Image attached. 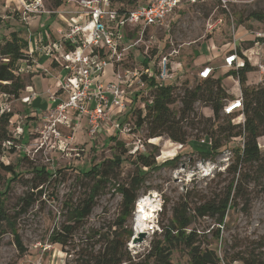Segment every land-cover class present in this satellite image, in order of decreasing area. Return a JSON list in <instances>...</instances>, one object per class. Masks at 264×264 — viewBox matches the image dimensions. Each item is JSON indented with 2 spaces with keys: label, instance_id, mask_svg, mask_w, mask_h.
I'll use <instances>...</instances> for the list:
<instances>
[{
  "label": "rangeland",
  "instance_id": "1",
  "mask_svg": "<svg viewBox=\"0 0 264 264\" xmlns=\"http://www.w3.org/2000/svg\"><path fill=\"white\" fill-rule=\"evenodd\" d=\"M24 1L26 4L41 2L44 8L52 10L58 0ZM18 5L17 0H0V43L16 29H20L17 33L23 30L24 35L27 34L22 12H14ZM60 6L63 11L73 8L68 0H61ZM253 13L264 16V0L187 1L169 14L162 25L146 27L140 43L128 52L123 51L124 60L116 66H120L117 68L121 71L138 67L145 56L143 65L150 68L147 61L151 58L154 61L151 71L156 74L158 57L176 49L178 54L169 58H177L184 63L183 73L176 80V85L181 87L177 92L182 93V87L191 88L198 82L196 71L200 65L193 67L191 62L197 58L198 50L209 38L219 48L236 38L237 29L247 30L250 35L256 30H264V21H258L252 16ZM207 24H214V27L209 30ZM129 37L132 42L137 38L135 33ZM245 43L246 40L236 41V45L241 44L242 49L251 44ZM237 53L244 57L240 50ZM203 55L200 52L199 56ZM248 61L254 66L253 71L246 73L251 77L250 82H255L250 85H257L264 80V70L260 71L258 67L259 63L264 65V59ZM148 75L146 79L150 80L152 76ZM218 75L226 81L223 70ZM147 80L144 81L146 86L133 82V89L139 93L136 96L139 100H134L135 104H140L147 97L150 90ZM21 96L22 91L18 98L0 93V111L12 113L9 130L16 139L14 152H10L7 145L1 160L14 165L20 174L17 179H9V173L0 171V196L5 191L4 210L13 222L12 227L5 221L1 224L0 264H33L36 260H40L41 264H94L98 250L106 245L105 237L122 241L117 242L124 253L125 260L121 264L140 262L150 250L151 243L160 238V225L171 218L170 207L174 203L184 201L185 196H188L190 203H197L201 197L210 198L224 192L231 182L234 204L226 210L222 224L219 225L214 217L205 216L197 218L190 227L198 230L201 240L210 242L209 247L221 258L217 264H264V169L261 166L264 164V135L257 138L262 164H258L260 161L241 164L234 172L236 148L242 143L240 138H231L224 142L217 153L204 155L200 151L207 149L209 140L202 134L199 138L191 135L185 144L174 142L165 135L148 138L146 128L137 127L135 116L126 113V119L122 121H128V132L117 131L115 135L116 140L123 143L122 147L115 144L106 131L90 137L85 123L69 129L56 126L60 132L59 141L49 129L48 111L46 117L45 114L29 116L28 108L21 110ZM179 105L176 101L171 107L176 109ZM195 107L204 116L213 117L209 107L199 102ZM228 119L232 124L242 123L237 113L228 117L220 112L215 125H226ZM102 127H107L104 122ZM18 128L21 132L17 134ZM123 149L125 153L119 165L108 162ZM141 152L152 153L156 165L177 159L172 164L142 168L144 182L137 192L131 214L121 224L118 218L122 196L116 187L129 185L136 168L141 167L140 164L136 166L134 160ZM92 164L101 165L103 169L109 166L108 181L99 184L91 213L82 223H74L69 217V205L81 204L86 197L94 179L84 172ZM198 164L204 168L201 169ZM41 166L51 174L47 183L39 187H42V191L36 192L31 186L32 168ZM26 192H31L35 201L25 212L17 214L22 205L20 197ZM138 203L141 204V211H147L151 205L153 210L149 219L144 221L147 235L141 241L134 242V238H139L134 227ZM66 225H72L69 232L65 230ZM216 228L219 229L218 237L214 233ZM129 229L131 235L128 238ZM58 233L64 236V242L52 243L51 236ZM15 234L20 239L22 250L15 243ZM188 259L187 252L180 247L172 250L170 255L172 264H188Z\"/></svg>",
  "mask_w": 264,
  "mask_h": 264
},
{
  "label": "trees",
  "instance_id": "2",
  "mask_svg": "<svg viewBox=\"0 0 264 264\" xmlns=\"http://www.w3.org/2000/svg\"><path fill=\"white\" fill-rule=\"evenodd\" d=\"M117 2L119 6L134 7L138 2L146 0H111ZM61 5V0L56 1L54 7ZM258 21L263 22V15L252 14ZM26 45L18 35L17 31H11L9 37L5 38L0 43V93H3L13 98H18L21 91L25 88L24 79L15 73V62L18 60L28 59L27 55L22 51ZM248 47H245L246 49ZM238 51V50H237ZM146 60H142L144 63ZM146 64V63H145ZM254 67L243 57V65L226 72L224 75H232L238 80L243 116L242 123L232 124L229 119L227 124L215 125V122L220 117L222 107L226 100H229L230 95L221 86L220 77L213 75L205 79H197L198 82L194 87H182V93L177 92L181 89L176 84L167 81L162 84H157L153 77L150 80L146 79V75L142 76L144 81L147 80L150 87L147 97L144 98V108L140 109L137 105L129 107L126 113L134 115L135 124L137 127L144 126L146 128L147 137H157L165 135L170 140L185 144L191 135L199 138L202 134L209 140V145L204 152V155H211L218 152L225 141L231 138H240L242 143L236 148L235 164L233 170L236 172L241 164L256 163L261 158V152L257 144V138L264 135V80L257 85H249L246 83L247 71L253 70ZM148 99L151 103L147 104ZM135 100V99H134ZM176 101L179 102V107L173 109L171 107ZM201 103L203 106L209 107L212 110L213 117L204 116L196 110L195 104ZM235 114V113H234ZM226 115V116H231ZM12 117L10 111H0V171L9 173V179L19 178V172L15 170V166L10 163H5L1 160L2 154L7 147L10 152H14L15 137L12 136L9 130V123ZM126 118L124 117L123 120ZM186 128L194 133H189ZM109 138L115 140V144L123 146V143L116 140V136L112 135ZM125 149L115 155L112 161H108L112 165H119L122 162V156ZM203 155V154H202ZM24 158V157H22ZM177 159L167 160L162 164H172ZM136 166V174L133 176L129 185H118L116 190L122 196V209L118 218L122 224L124 220L131 214L133 205L137 197V192L144 182L142 177V168H156V161L152 153H138L134 157ZM258 164H262L261 161ZM264 169V164L261 165ZM107 165L105 169L100 165L92 164L88 171L84 174L94 179L93 184L89 188L86 197L81 204L76 206L69 205V217L74 223H82L94 206L95 196L101 182H107L109 174L107 173ZM33 177L31 180L32 189L41 192L42 187L49 180L50 172L44 167H33ZM233 182L228 185V188L222 193H218L210 198L201 197L196 202L190 203L188 196L183 198L184 201H178L170 207L171 218L166 223H161L160 238H157L151 243L150 250L145 255L144 259L137 263L131 264H172L170 255L172 250L178 247L185 250L188 254V264H217L221 258L216 252L209 247L210 242L200 239V233L196 228L190 225L197 219L205 216L214 217L219 225L222 224L226 210L231 208L232 203ZM5 192V191H4ZM4 192L0 196V237L3 231L1 230L2 221H5L10 227L13 222L10 216L4 210ZM22 205L17 214L25 212L35 201L31 192H26L20 197ZM72 225H66L65 230L69 232ZM215 237L219 236V229L214 230ZM131 235V230L127 231V237ZM15 243L22 250V244L17 234L14 235ZM64 236L61 234L52 235L50 241L52 243L64 242ZM122 242L120 239H118ZM116 238L105 237L106 245L98 250L94 258V264H121L124 259V253L121 249V244H118ZM1 241V239H0ZM127 255L129 254L126 252ZM128 259H130L128 255ZM264 260V259H263ZM254 264V263H251Z\"/></svg>",
  "mask_w": 264,
  "mask_h": 264
},
{
  "label": "built area",
  "instance_id": "3",
  "mask_svg": "<svg viewBox=\"0 0 264 264\" xmlns=\"http://www.w3.org/2000/svg\"><path fill=\"white\" fill-rule=\"evenodd\" d=\"M73 8L63 11L61 6L52 10L44 8L41 2L26 4L24 0H18L22 7V18L30 14H56L62 19L63 25L57 27L60 34L59 41L46 37V44L39 39L36 48L42 47L44 54L60 67L57 90L50 93L48 100L53 106L46 110L49 117V129L55 139L61 141L60 132L56 126H69L72 116L85 117L87 134L93 137L102 127V123L109 118L113 109L126 115L130 105H137L143 109L145 101L135 104L139 97L130 99L127 97V87L133 82L144 85L143 75H151L157 84L165 83L173 77V61L169 56L178 54L176 49L161 55L156 60V74L151 71L152 65H139L138 67L121 71L116 66L124 60L122 52L135 47L140 43L141 36L146 27L162 25L165 18L175 9L187 1L193 3L196 0H146L138 2L134 7L119 6L111 0H68ZM18 9V10H19ZM209 30L214 24H207ZM135 33L137 38L130 41L129 35ZM253 46L257 48L254 54L264 57V30L253 32ZM246 51V49H245ZM32 52V51H31ZM30 52V53H31ZM30 60V59H28ZM224 65L235 69L243 65V59L233 50L223 58ZM31 61L27 63L29 67ZM112 67V79L104 81L107 67ZM260 71L264 65L258 64ZM21 69L16 68L15 73ZM213 69L204 65L197 72L199 79H205L212 75ZM148 75V76H149ZM138 90V89H136ZM135 91V90H134ZM139 92V91H138ZM136 93V91H135ZM139 96V93H136ZM31 96L22 97L23 102H28ZM135 101V102H136ZM130 103V105H129ZM151 103L148 99L147 104ZM241 96L226 100L222 107V113L230 115L240 113L242 110ZM45 113V117L48 115ZM124 117V116H123ZM120 119V118H119ZM124 119V118H123ZM123 119L111 123V129L118 132H128V121ZM17 134L21 129H17ZM6 145L9 142L5 143ZM137 149V148H136ZM135 149V150H136ZM202 164V163H200ZM198 164L200 167L201 165ZM206 163L205 165H207ZM201 169L204 166L200 167ZM33 264H41L36 260Z\"/></svg>",
  "mask_w": 264,
  "mask_h": 264
},
{
  "label": "crops",
  "instance_id": "4",
  "mask_svg": "<svg viewBox=\"0 0 264 264\" xmlns=\"http://www.w3.org/2000/svg\"><path fill=\"white\" fill-rule=\"evenodd\" d=\"M19 6L20 4L18 5V8L14 9V12L22 11L21 9H19ZM49 15L50 14L28 15L25 18L27 34L25 33L24 35L23 30L20 33H17V35L24 42H26V45L22 48V51L27 55V58L30 59L18 60L17 62H15L14 69V71H16V68L21 69L20 73L18 74L25 81V88L22 90L23 96H21V99L25 96H31L28 102H23L20 99L21 110L24 111V109L28 108L26 110H29V116H43L46 113V110L53 106V103L48 100V96L50 93H53L57 90L58 79L61 73L60 67L51 59V57H48L46 54H44V50H42V47L36 48L39 39L42 40V44H46L47 40L45 36L48 37L49 35L51 40L55 42L59 41L60 39V34L57 32V27H59L60 24L61 26L63 25L62 19L57 16L52 17L53 15ZM19 30L20 29H16V31ZM240 32L241 34L238 37L237 34H239ZM235 37L236 38L232 42H228L227 44H224L219 48H217V46L213 43V40L209 38L206 44L202 46L200 50H198L199 53L197 54V58L193 60L191 64H193V67H197L198 65H200L199 69H201V67L204 65H209L213 69V77H220L218 75L219 71L223 70V74H225L226 72L235 69L234 67L225 66L223 62L224 56L227 53L232 52L233 50H235L236 53L237 50H240L241 52H243L244 57L246 56L245 58L247 60L255 59V62H258V57L254 54V52L257 50V48L253 46L254 36L250 35V33H247V30L240 31V29H237ZM237 39L246 40L247 43L245 44H249L251 42L250 46H247L248 48H246V51L245 49H242V43L240 45H236V41H238ZM200 52H203L204 55L199 56ZM262 52V55L264 56V50ZM262 58L264 59V57ZM176 59L172 60L174 71L173 77L168 80L174 84H177L176 80L184 70V63ZM142 60H145V56H143ZM30 61L31 65L28 67L27 63H29ZM147 62L148 65L154 64V61H152L151 58ZM142 64L143 63H141L140 65ZM250 64L253 66V63ZM198 70L196 71V75ZM111 71L112 67L108 66L106 74L103 76L104 81L112 79ZM250 79L251 77L247 76L246 74V83L249 85L255 83L250 82ZM146 85L144 83L143 86ZM221 86L230 95V99L241 95L238 80L232 75L226 76V81L221 80ZM126 96H130V99H134L137 96L132 86L127 89ZM123 116L125 117V115L121 114L116 108L113 109L109 114V118L104 122V125H106L107 127H101L98 133H100L101 131H106L108 137L116 135L117 132L111 129V123L116 120L123 119ZM84 123L86 124L84 116L78 117L74 115L72 116L69 126L66 127L69 129L73 125H82Z\"/></svg>",
  "mask_w": 264,
  "mask_h": 264
},
{
  "label": "bare ground",
  "instance_id": "5",
  "mask_svg": "<svg viewBox=\"0 0 264 264\" xmlns=\"http://www.w3.org/2000/svg\"><path fill=\"white\" fill-rule=\"evenodd\" d=\"M140 205L138 203V210L136 211L137 215L135 217V231L137 233L141 232V231H145V226H144V221H146L147 219H149V217L151 216V211L153 210L152 205L149 207V209L147 211H141L140 210Z\"/></svg>",
  "mask_w": 264,
  "mask_h": 264
},
{
  "label": "water",
  "instance_id": "6",
  "mask_svg": "<svg viewBox=\"0 0 264 264\" xmlns=\"http://www.w3.org/2000/svg\"><path fill=\"white\" fill-rule=\"evenodd\" d=\"M146 235H147V232H145V231H141V232L138 233L139 238H138V239H135V238H134L133 241H134V242H139V241H141Z\"/></svg>",
  "mask_w": 264,
  "mask_h": 264
}]
</instances>
